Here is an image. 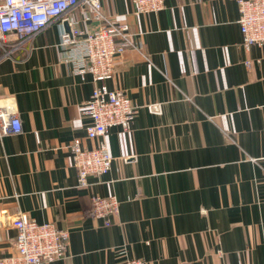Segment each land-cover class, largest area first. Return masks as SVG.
Wrapping results in <instances>:
<instances>
[{
    "label": "crops",
    "instance_id": "1",
    "mask_svg": "<svg viewBox=\"0 0 264 264\" xmlns=\"http://www.w3.org/2000/svg\"><path fill=\"white\" fill-rule=\"evenodd\" d=\"M164 2L136 16L131 0L100 2L133 34L104 85L136 110L129 131L108 129L111 167L86 187L68 146L96 147L81 115L95 83L64 62L59 20L0 58V108L21 122L0 134V258L24 214L68 232L62 259L42 264H116L122 251L147 264H264V53L241 46L236 0ZM93 195L116 197L109 226L89 216Z\"/></svg>",
    "mask_w": 264,
    "mask_h": 264
},
{
    "label": "built area",
    "instance_id": "2",
    "mask_svg": "<svg viewBox=\"0 0 264 264\" xmlns=\"http://www.w3.org/2000/svg\"><path fill=\"white\" fill-rule=\"evenodd\" d=\"M101 0H0V58L10 56L31 41L50 23L59 20L58 47L64 62L81 79L92 77L95 86L89 100L81 107V115L88 120L84 127L88 140H97L96 147H81L79 138L69 144L71 161L76 169V187L89 185L87 177L102 176L111 167V156L104 138L110 127L129 131L136 107L124 92L110 90L104 82L114 73V58L133 46V34L127 23L102 13ZM132 13L147 15L165 8L164 0H131ZM237 24L241 32V46L259 47L264 53V0H236ZM82 11L79 20L74 11ZM80 23L84 28L80 27ZM94 24L93 28L86 25ZM156 106H148L151 112ZM19 117L0 108V134H20ZM114 195H93L89 216L101 219L109 226L111 216L119 212ZM16 229L15 250L0 258V264H42L62 259L67 247V230H58L50 223L38 224L19 214L12 222ZM116 264H147L144 260L125 257Z\"/></svg>",
    "mask_w": 264,
    "mask_h": 264
}]
</instances>
